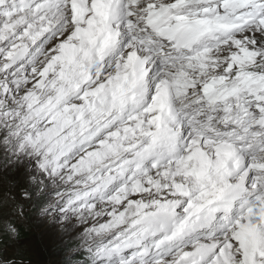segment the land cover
I'll return each instance as SVG.
<instances>
[{
	"label": "snow or ice",
	"instance_id": "1",
	"mask_svg": "<svg viewBox=\"0 0 264 264\" xmlns=\"http://www.w3.org/2000/svg\"><path fill=\"white\" fill-rule=\"evenodd\" d=\"M34 225L59 264H264V0H0V264Z\"/></svg>",
	"mask_w": 264,
	"mask_h": 264
},
{
	"label": "rangeland",
	"instance_id": "2",
	"mask_svg": "<svg viewBox=\"0 0 264 264\" xmlns=\"http://www.w3.org/2000/svg\"><path fill=\"white\" fill-rule=\"evenodd\" d=\"M24 209L25 213L34 221L35 218L32 216L31 206L25 203ZM38 236L42 244L38 242ZM26 241L33 264H59V257L53 249L46 229L34 225V227L26 233Z\"/></svg>",
	"mask_w": 264,
	"mask_h": 264
}]
</instances>
